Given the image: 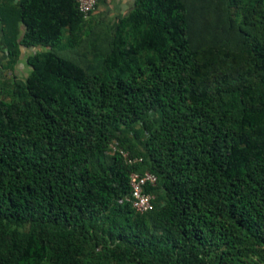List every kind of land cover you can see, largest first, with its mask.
I'll list each match as a JSON object with an SVG mask.
<instances>
[{"label": "trees", "instance_id": "1", "mask_svg": "<svg viewBox=\"0 0 264 264\" xmlns=\"http://www.w3.org/2000/svg\"><path fill=\"white\" fill-rule=\"evenodd\" d=\"M15 3L7 66L46 49L0 97V264H264V0H134L89 74L56 51L75 0ZM134 170L150 212L118 203Z\"/></svg>", "mask_w": 264, "mask_h": 264}, {"label": "rangeland", "instance_id": "2", "mask_svg": "<svg viewBox=\"0 0 264 264\" xmlns=\"http://www.w3.org/2000/svg\"><path fill=\"white\" fill-rule=\"evenodd\" d=\"M11 4H16V0H9ZM101 0L98 7L92 12L90 17L85 20L82 25L81 31L71 36L67 31L64 32L63 41L56 51L59 55L70 57L80 64L85 65V70L89 74L99 70L101 59L110 47V41L115 29V25L119 18L126 15L133 7L134 4L131 0ZM126 4H125V3ZM240 5H227L228 9L232 12L235 20L240 19ZM19 30L21 27L18 26ZM17 28V30H18ZM67 39L71 40V44H67ZM36 49L45 50L46 48H31L22 50L20 58L15 63L14 70L7 66V56L4 45V39L0 34V70H2L0 77V97L10 100L11 99V84L14 75L25 76L30 72V67L25 62V57L31 54ZM4 66V67H3ZM18 73V74H17ZM137 127V125L135 126ZM134 137V133H130ZM144 136L136 139L138 148H142L141 141ZM109 149L107 156L112 154ZM152 228L157 229L152 224Z\"/></svg>", "mask_w": 264, "mask_h": 264}, {"label": "built area", "instance_id": "3", "mask_svg": "<svg viewBox=\"0 0 264 264\" xmlns=\"http://www.w3.org/2000/svg\"><path fill=\"white\" fill-rule=\"evenodd\" d=\"M99 0H75L77 10L88 18L95 10ZM110 149L118 152L127 164H134L142 161V157L133 156L130 152L120 147L117 141L110 143ZM157 182V176L150 171H131L129 174L130 192L118 199V203H129L138 213H147L155 208L156 196L147 187L154 186Z\"/></svg>", "mask_w": 264, "mask_h": 264}, {"label": "crops", "instance_id": "4", "mask_svg": "<svg viewBox=\"0 0 264 264\" xmlns=\"http://www.w3.org/2000/svg\"><path fill=\"white\" fill-rule=\"evenodd\" d=\"M121 1V3L123 4V2H122V0H120ZM132 2L134 1V0H131ZM125 3V2H124ZM127 3V2H126ZM125 3V4H126ZM124 5V4H123ZM21 28H22V26H20ZM18 74V73H17ZM20 78H22V76H19Z\"/></svg>", "mask_w": 264, "mask_h": 264}]
</instances>
